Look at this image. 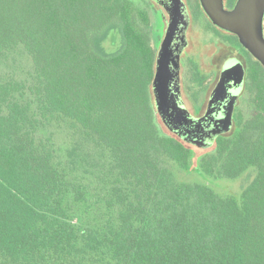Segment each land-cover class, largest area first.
Wrapping results in <instances>:
<instances>
[{
    "label": "trees",
    "instance_id": "16d2710c",
    "mask_svg": "<svg viewBox=\"0 0 264 264\" xmlns=\"http://www.w3.org/2000/svg\"><path fill=\"white\" fill-rule=\"evenodd\" d=\"M141 17L126 0H0V264H264V78L194 167L158 122Z\"/></svg>",
    "mask_w": 264,
    "mask_h": 264
},
{
    "label": "flooded vegetation",
    "instance_id": "af4514ba",
    "mask_svg": "<svg viewBox=\"0 0 264 264\" xmlns=\"http://www.w3.org/2000/svg\"><path fill=\"white\" fill-rule=\"evenodd\" d=\"M126 1L134 12L145 13L140 23L153 52L150 90L158 120L187 146L214 150L219 138L233 135L244 121L239 107L246 95L255 107L263 65L235 33L210 19L201 0ZM236 1L224 0L225 8ZM158 72L161 80L155 84ZM158 102L174 126L158 111Z\"/></svg>",
    "mask_w": 264,
    "mask_h": 264
},
{
    "label": "water",
    "instance_id": "95a60500",
    "mask_svg": "<svg viewBox=\"0 0 264 264\" xmlns=\"http://www.w3.org/2000/svg\"><path fill=\"white\" fill-rule=\"evenodd\" d=\"M201 3L210 19L221 28L235 33L243 46L264 66V0H237L232 9L225 8L224 0H201ZM159 80L161 76L158 72L155 84ZM155 93L159 101L162 94L157 92V87ZM158 111L162 115L167 113L165 108H161L160 102ZM167 115L166 122L174 126L170 122L171 115Z\"/></svg>",
    "mask_w": 264,
    "mask_h": 264
},
{
    "label": "rangeland",
    "instance_id": "374dc122",
    "mask_svg": "<svg viewBox=\"0 0 264 264\" xmlns=\"http://www.w3.org/2000/svg\"><path fill=\"white\" fill-rule=\"evenodd\" d=\"M116 37V38H115ZM114 38L115 40L113 41L111 37H109V39L106 42V47L108 50H115L116 47H119V45L121 44V34L118 32V35H116ZM248 100L250 101V95H246L243 103L240 105L239 107V114L241 116L242 119L246 120L248 118H250L253 113H255V107L252 103L248 102ZM158 119V118H157ZM158 122L161 124L160 120H158ZM162 126V125H161ZM162 128L165 130V128L162 126ZM166 131V130H165ZM167 132V131H166ZM193 150H194V158H193V166L195 167L197 165V161L198 158L203 155L206 154L207 152H212L210 150V148H200L197 146H190ZM253 174V172L251 173H245L243 174L241 177L235 178L234 180H217V184H216V188L222 192V193H230V194H235L238 193L241 188L243 187V185L245 184V182L247 181L248 177H251V175ZM250 175V176H249ZM185 178L188 179H192L190 177L184 176ZM200 179V178H198Z\"/></svg>",
    "mask_w": 264,
    "mask_h": 264
}]
</instances>
